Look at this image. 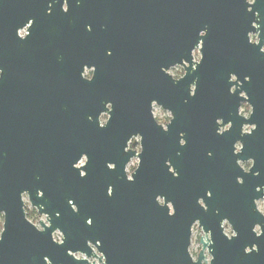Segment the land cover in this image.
I'll return each instance as SVG.
<instances>
[{"label": "water", "instance_id": "water-1", "mask_svg": "<svg viewBox=\"0 0 264 264\" xmlns=\"http://www.w3.org/2000/svg\"><path fill=\"white\" fill-rule=\"evenodd\" d=\"M45 1L35 6L34 0H0V188L14 190L24 184L31 203L51 223L45 233L36 232L23 219L16 196L21 221L5 210L0 264H43L44 257L52 264H75L66 255L68 250L94 258L88 240L108 264H192L187 249L197 221L206 233L213 232L215 264H264V239L254 238L253 225H234L239 237L228 242L213 210L205 213L197 205L208 187L201 184L195 162L188 163V175L181 181L165 173L149 174L150 161L160 162L167 143L175 144L178 133L186 130L181 120L184 110L189 116L202 112L208 124L215 113L222 116L228 111L230 73L244 78L264 70V55L246 39L253 30L254 13L262 11V0L253 14L246 12L243 0H107L108 29L102 41L106 49L81 47L78 37L85 35L66 28L61 12L47 15ZM121 14L135 23L139 45L152 52L149 57L142 51L126 56L124 63L138 68L150 58L155 63L150 70L162 76L161 89L155 92L144 87L145 81H134L137 73L124 75L128 79L121 85L115 80L121 75L117 50ZM30 21L28 35L19 38L18 31ZM198 47L203 57L199 65L193 61ZM177 65L186 72L179 81L160 72ZM85 67L94 68L91 81L83 78ZM153 101L173 115L168 132L153 120ZM105 112L109 119L101 126ZM187 131L196 141L195 126L188 124ZM137 134L143 154L129 182L125 168L133 152L125 150ZM151 151L155 155L149 161ZM83 157L85 165L76 170ZM81 171L86 177H80ZM109 185L114 188L111 198ZM158 197L174 205V217L166 205L158 204ZM69 200L76 203L78 215L72 213ZM255 216L258 223L264 221ZM87 218L93 219L90 228L85 226ZM57 228L66 235L63 247L50 239ZM253 243L259 245V253L241 259L244 247ZM201 260L202 255L197 264Z\"/></svg>", "mask_w": 264, "mask_h": 264}, {"label": "flooded vegetation", "instance_id": "flooded-vegetation-1", "mask_svg": "<svg viewBox=\"0 0 264 264\" xmlns=\"http://www.w3.org/2000/svg\"><path fill=\"white\" fill-rule=\"evenodd\" d=\"M38 1L40 2V0H34L33 3L35 4V6L38 5ZM45 2L46 14L48 12V5L50 3L54 4L51 9V15L53 13L61 12L60 3H62L63 0H60V3H56V0H46ZM106 2L107 0H68L69 12L66 15L61 12V14L66 17V20L63 22V25H66V28L71 29V31L73 30L74 32L79 30L82 35H85V39L78 37L81 42V47L87 49H95L96 47L106 49L107 43L102 42L104 41L103 35L108 29V25L106 23ZM260 15L262 18H264V0H262V11L260 12ZM31 22L32 21L28 22L22 29L18 31L19 38H24L21 37L19 33L25 30H27L28 32V29L31 26ZM134 25V22H132L130 19H125L124 15L121 14V18L118 22L120 35L117 42L120 68L119 72L121 73V75L116 77L115 80L119 81V83L124 82L126 78L128 79V76L124 75H128L132 72L137 73L138 75L135 76L134 81H145L146 85L144 87L148 88V90L151 92H155L156 88L161 89L160 83L162 80V76H160V73L150 70V64H155L150 58H145V62L141 66L143 68H141L140 66L138 68H134V66L131 68L130 65L124 63V58L126 56H139L140 51H142L143 53L148 52L145 57H149V53H152L147 46L139 45V40H137L136 36L134 35L137 34L136 32L134 33ZM86 26H91V31H87ZM254 31L255 29L252 30V32ZM261 44L264 45V28H262ZM107 55H110V52H107ZM176 67L183 68L184 77L186 74L185 68L179 65L170 67L167 70L165 68H161L160 72L176 80L170 74V71ZM138 71L141 73H139ZM87 72H90L93 75L94 68L85 67L83 78L85 77V73ZM246 77H251V83L245 82ZM238 79L241 81L240 85L233 84L228 79L229 90L228 96H226V98L228 99L229 108L227 109L228 111L226 113L222 114V116L215 113L214 120H212L208 124H205V119L202 116V112H197L196 116H189L186 110L183 111V116L181 118L183 122L182 128L186 130L180 131L178 133V140L175 144H172V141H169L167 143V145L165 146V152L160 162H158L159 164L150 161V159H152V157L155 155L153 151L148 154V159L152 166V170L149 172V174L152 176L155 174H161L162 176H165L163 174L165 173L167 174V176H169V178H173L171 172L175 171L179 174V177L174 179H179L181 181L185 176L188 175V163L195 162L198 166V176L201 179V184L208 187L205 190V194H203L199 198H205L204 205L207 208L213 210L212 214L215 217L214 221H218L219 223L222 218L227 217L236 226L249 227L254 225L255 223H258L257 220L253 219L256 216L252 210V199L254 196H257V198H259L261 195H264V193H255L256 186L264 185L262 178V164L264 163V70L260 72V75L248 74L244 78H240L238 76ZM121 84L122 83L118 85ZM233 89H236L234 94H232ZM242 91L247 92L248 96L250 97L249 102L254 106V115L250 121H245L236 115L237 107L244 103V97L240 96ZM190 94L191 96H193L192 91ZM154 105L155 108H153ZM151 108V114L156 125L161 127L164 132H168V127L171 125V120L173 119L172 113L169 110H164L155 101L152 102ZM155 109H159L164 117L158 118L155 114ZM107 110H110L109 105H107ZM105 116H107L109 119L108 112L103 113L100 118H104ZM245 122L256 123L258 125V131L251 137L241 138L240 129L242 124H244ZM229 123H231L232 125V130L230 132L226 131L223 136H218L217 132L219 128H226ZM188 124L194 125L198 130V133L192 135L196 136V141H191L189 139V137L191 136L187 131ZM181 134H184V138L187 141V145L184 148H181L179 146V139ZM137 136L141 137L139 134H137L127 144V148L125 151L133 152V156L129 159L127 165L131 163L133 159H139L141 161L143 154L142 137L140 141H137L135 140V137ZM240 139H242L243 143L245 144V150L241 157H235L232 154V145L235 141ZM137 147L141 148L142 152L140 154L135 151ZM177 152L181 153V155L177 156ZM209 152L212 153L211 158H209L208 156ZM248 157L255 158L256 163L253 172L259 171V178H254L251 175L244 176L240 172V170L235 167L236 159L243 160L247 159ZM167 161L171 162V169L165 166ZM161 162H163V164ZM127 165L125 168L126 175ZM156 168H158L159 170H154ZM136 172H134L133 174H135ZM237 176H243V179L245 180V184L243 187H240L236 184L235 181ZM252 186H254L253 189ZM25 192H27V188L24 186V184L22 186V183L21 186L15 188L14 190H11L6 186L0 188V211H13V215L15 216L17 223L21 221V217L18 212V206L14 202V200L15 197L18 196L21 202L22 195ZM208 192H211V198H207ZM41 195V192L38 190L37 197H41ZM169 197H171V194L168 195V198ZM8 200L9 202H7ZM160 200H163V198H157L158 204L160 206L166 205L169 209V214L171 215V213H173V207H168V205H172V203L168 202L161 205L159 203ZM32 206L38 209L33 204ZM23 208L24 205L21 202V206L19 207V209L21 214L23 215V219L26 220L27 216L23 212ZM37 211L38 215L44 216L39 213V210ZM217 212L219 213L218 215ZM260 223L264 224V221ZM40 224L42 225L45 223L41 220ZM199 243L205 248L208 247L207 245H204L203 239H201ZM200 255H202L201 261H203V251H201ZM239 257L242 259L245 256L243 255V253H241Z\"/></svg>", "mask_w": 264, "mask_h": 264}, {"label": "clouds", "instance_id": "clouds-1", "mask_svg": "<svg viewBox=\"0 0 264 264\" xmlns=\"http://www.w3.org/2000/svg\"><path fill=\"white\" fill-rule=\"evenodd\" d=\"M244 4L247 6L246 7V12L248 14H253V8L256 6L258 0H243ZM56 3H60V0H56ZM54 6V4L50 3L48 5V15H51V9ZM60 10L63 12L65 15L69 12V7H68V0H63L62 3H60ZM262 24H264V18L261 17L260 12H255L254 13V19L251 21L250 28L255 29L254 32L248 31L246 34V39L247 43L250 47L254 48H259V53L261 55H264V45L261 44V36H262ZM87 31H91V26H86ZM206 34V29L205 31H202L200 33L201 36H204ZM21 37H25L28 35L27 30L21 31L19 33ZM193 56L195 57L196 63L199 65L203 57L201 55V48H197L196 51L193 53ZM177 81H179L183 75H184V70L183 68H174L171 73ZM3 75L2 70H0V76ZM86 80L91 81L93 78L92 73L87 72L85 73ZM229 80L231 83L240 85L241 81L238 79L237 74L235 73H230L228 76ZM245 82L251 83V77H246ZM192 94L193 98L195 97V92H196V85L194 84L192 86ZM236 89L232 90V94H234ZM240 96L244 97L243 101L244 103L240 106L237 107L236 110V115L245 120V121H250L253 118L254 115V106L251 104L250 97L248 96L247 92H241ZM155 108V105L153 106ZM173 120V119H172ZM171 120V121H172ZM108 122V117L105 116L104 118H100V124L101 125H106ZM232 130V125L229 123V125L225 127H220L217 135L218 136H223L224 133L230 132ZM258 131V125L256 123H248L245 122L242 124L241 129H240V136L241 138L244 137H251L254 133ZM135 140L140 141L141 137L137 136L135 137ZM187 145V141L184 138V134L180 135L179 139V146L181 148H184ZM232 154L235 157H241L244 150H245V144L243 143V140H237L234 142L232 145ZM135 151L140 154L141 148L137 147ZM181 153L177 152V156H180ZM209 158L212 157V153H208ZM86 158V157H85ZM85 158H82L79 160V163L74 166L76 170H79L81 166L85 165ZM255 158L253 157H248L247 159H236L235 160V167L240 170V172L244 176L251 175L254 178H259L260 172L256 171L253 172V169L255 167ZM141 165V161L139 159H133L131 163L127 165V180L129 182H133V173L138 171L139 166ZM166 167H169L170 169L172 168L171 162L167 161L166 162ZM107 168L109 170H115L114 165L108 164ZM87 173L81 171L80 172V177L84 178L86 177ZM171 175L173 178H178L179 174L175 171L171 172ZM39 179V177H37ZM236 184L240 187H243L245 184V180L243 179V176H237L236 177ZM255 193H264V185H259L255 187ZM114 194V188L109 185L107 187V196L111 198ZM207 198H211V192L207 193ZM204 200L205 198H199L197 199L196 203L197 205L206 213L208 211V208L204 205ZM22 204L24 205L23 212L26 214L27 219L25 222L32 227L36 232L43 234L45 233L46 229L51 228V223H50V218L47 215L40 216L38 215V209L34 208L32 204L30 203V198L27 192H25L22 195ZM159 203L161 205L165 204V200H160ZM69 207L72 208V213L78 215L79 214V208L76 206V203L73 200L68 201ZM168 207H173L174 205L169 204ZM252 210L254 214L258 215L261 218H264V195H261L259 198L257 196H254L252 199ZM175 212L171 213V216H175ZM219 213L217 212V215ZM7 212L6 211H0V244H3L4 237L7 231ZM43 220L45 222V227H41L40 221ZM93 225V219L92 218H87L85 220V226L86 227H92ZM219 230L221 232V235L223 238H225L228 242H231L234 239H237L239 237V233L236 230L234 224L231 222V220L227 217L222 218L219 221ZM251 233L253 234L254 238L257 240L264 239V224L261 223H255L252 228H251ZM50 239L51 242L58 246V247H63L64 242L66 240V235L64 232L60 229L57 228L56 230L52 231L50 233ZM203 239L204 245H207L208 247L205 248L203 247L199 241ZM97 245H101V241L98 239L96 241ZM87 247L91 249V252L94 254V258H89V256L86 253L76 251L73 253L71 250H68L66 255L73 261L75 264H78V262L81 261H87V264H108V259L107 257L102 254L101 251L98 250L97 246H93L91 240L86 241ZM203 251V261L200 262V264H215L216 261V256L214 255V240H213V232L211 230H208L206 233L204 228H202L201 224L199 221H197L191 228V240H190V247H188L187 252L190 256V259L192 261V264H197L198 257ZM259 253V245L253 243L251 246H245L243 249V255L244 256H252L253 254H258ZM43 264H52V261L48 257L43 258Z\"/></svg>", "mask_w": 264, "mask_h": 264}, {"label": "rangeland", "instance_id": "rangeland-1", "mask_svg": "<svg viewBox=\"0 0 264 264\" xmlns=\"http://www.w3.org/2000/svg\"><path fill=\"white\" fill-rule=\"evenodd\" d=\"M193 60H194V62H196L195 61V57L193 56ZM176 68H179V67H176ZM174 69V68H173ZM172 69V70H173ZM172 70L170 71V74L172 73ZM171 76L172 77H174L172 74H171ZM175 78V77H174ZM155 114H156V116L158 117V118H160V117H164V115L160 112V110L159 109H155ZM42 222H44L43 220H42ZM45 223V222H44Z\"/></svg>", "mask_w": 264, "mask_h": 264}]
</instances>
